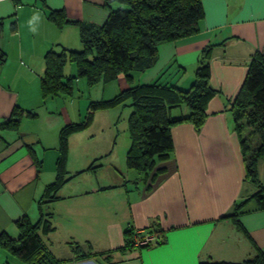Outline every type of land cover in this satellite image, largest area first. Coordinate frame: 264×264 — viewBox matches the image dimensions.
I'll list each match as a JSON object with an SVG mask.
<instances>
[{"label":"crops","instance_id":"crops-1","mask_svg":"<svg viewBox=\"0 0 264 264\" xmlns=\"http://www.w3.org/2000/svg\"><path fill=\"white\" fill-rule=\"evenodd\" d=\"M201 4L203 17L197 30L161 43L155 63L133 73L132 81L159 78L187 88L202 48L214 44L209 82L215 93L201 127L195 129L187 121L171 127V153L159 163L165 169L153 179L152 172L140 174L129 168L125 153L124 166L114 165L102 183L88 180L83 189L67 190L78 173L98 171L101 165L95 164L99 157L88 152L81 167L67 168L71 138L78 130L72 131L66 141L65 181L48 200L46 188L57 173L60 130L80 118L74 90L70 96H42L44 53L81 47L78 26L57 25L49 11L62 10L69 20L100 25L109 9L103 0H0V234L16 239L18 221L27 217L35 222L40 202L48 200L41 210L49 214L51 229L42 239L56 258L64 260L61 264L240 262L257 250L264 253V208L251 199L235 216L240 227L231 217L235 203L259 189L264 195V157L257 162L259 183L249 181L230 110L252 54L264 53V0H201ZM73 64L65 65V75L76 74ZM117 80L118 92L128 87L123 76ZM14 109L19 112L17 124H1ZM187 111L183 106L171 113ZM129 181L134 185L129 187ZM118 185L125 188L126 206L111 222L103 200L110 202ZM51 204L53 209H48ZM97 219L100 223H95ZM150 227L160 229L162 244L133 245L128 253L122 249L126 229L147 232ZM72 244L87 255L74 256ZM0 264L25 263L0 244Z\"/></svg>","mask_w":264,"mask_h":264},{"label":"trees","instance_id":"trees-1","mask_svg":"<svg viewBox=\"0 0 264 264\" xmlns=\"http://www.w3.org/2000/svg\"><path fill=\"white\" fill-rule=\"evenodd\" d=\"M109 11L100 25L88 24L65 18L62 10H50L49 17L57 25L64 22L78 26L81 47L79 49H49L44 53V71L40 80L41 94L48 95L72 93V79L86 77L90 84L103 82L123 76L128 87L120 90L111 99L90 102L89 115L85 119L63 126L60 130L55 180L47 186V199H52L65 181L64 157L67 135L85 127L91 118L92 110L107 107L125 98L130 99L132 111L128 116L130 143L126 151V164L140 174H150L153 179L165 166L173 143L170 129L173 125L187 121L199 129L203 124L208 101L215 93L209 82L210 57L214 44L202 48L192 82L187 88L174 83L159 81L132 83L133 73L144 72L157 59L161 43L190 35L197 30L203 17L201 0H103ZM72 62L76 67L74 76H67L64 67ZM187 108L186 114H172L174 108ZM234 131L239 138L240 152L245 169V177L258 184L257 162L264 157V53L255 51L247 65L243 82L230 107ZM19 112L14 109L9 118L1 124L15 126ZM251 199L264 208V195L259 189L253 195L234 204L231 217L237 227L236 214ZM47 200V201H48ZM39 205V218L32 222L23 217L17 223L19 234L16 239L0 234V244L11 253L19 255L25 264H61L64 260L56 258L47 248L42 234L51 229L47 217ZM155 233L153 244H162L165 239L160 229L150 227ZM132 230L124 231L125 243L122 249L133 247ZM74 256L80 253L79 245L72 244ZM199 264H264V253L257 250L253 256L240 262L201 261Z\"/></svg>","mask_w":264,"mask_h":264},{"label":"rangeland","instance_id":"rangeland-1","mask_svg":"<svg viewBox=\"0 0 264 264\" xmlns=\"http://www.w3.org/2000/svg\"><path fill=\"white\" fill-rule=\"evenodd\" d=\"M73 66L75 65L73 64ZM65 71L67 70L65 69ZM117 79L118 77L114 79L116 81L111 80L106 82L100 80L93 84H90L84 76H77L72 79L73 100H75L74 102L77 105L80 120L85 119L89 115L90 102L105 101L118 93L116 86ZM131 111L130 99L127 98L107 107L92 110L88 124L78 130L74 137L71 138L72 142L70 143L68 152L67 168L81 167L80 165H83L81 164L83 163L81 162L83 161V155L92 152L99 157L95 160V164H101L98 166L100 169L95 172L78 173L70 181V185L65 186L67 190L69 188L72 190L83 189L86 187L88 180H91L93 183H102L107 179V175L113 172L114 165L118 167L124 166V155L130 143L128 116ZM100 173L104 175V178L101 177ZM67 175L71 174L68 172ZM130 185H134L132 181L128 182L129 187ZM112 190L114 193L111 196L114 200L110 197V202L105 203L103 200V204L108 209L109 220L114 222L116 214H120L126 206V192L123 185H118ZM51 207L53 209L54 205H49L48 209ZM95 223H100V219H97ZM144 233L141 232L140 235ZM147 233L149 232L147 231ZM136 234L137 231L132 232V239ZM150 234L155 233L150 232ZM132 250L133 248L131 247L126 250V253Z\"/></svg>","mask_w":264,"mask_h":264},{"label":"built area","instance_id":"built-area-1","mask_svg":"<svg viewBox=\"0 0 264 264\" xmlns=\"http://www.w3.org/2000/svg\"><path fill=\"white\" fill-rule=\"evenodd\" d=\"M140 234H141V232L137 231V234L132 239L133 240V244L135 246L139 247L141 245L153 244L155 242V239H156L155 234H150V233H147V232H145L143 235H140Z\"/></svg>","mask_w":264,"mask_h":264},{"label":"clouds","instance_id":"clouds-1","mask_svg":"<svg viewBox=\"0 0 264 264\" xmlns=\"http://www.w3.org/2000/svg\"><path fill=\"white\" fill-rule=\"evenodd\" d=\"M31 21H29V25L31 26ZM31 30L34 32L35 31V28H31Z\"/></svg>","mask_w":264,"mask_h":264}]
</instances>
